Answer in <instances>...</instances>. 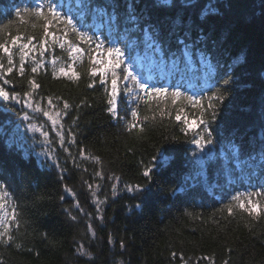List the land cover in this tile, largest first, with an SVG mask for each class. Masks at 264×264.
Masks as SVG:
<instances>
[{"label":"trees","instance_id":"1","mask_svg":"<svg viewBox=\"0 0 264 264\" xmlns=\"http://www.w3.org/2000/svg\"><path fill=\"white\" fill-rule=\"evenodd\" d=\"M43 2L0 0V44L11 47L13 37L32 36L36 45L50 40L62 65L69 49L59 38L84 52L71 61L79 73L72 80L46 62L23 63L21 75V64L9 65L0 51V88L19 100L0 98V203L8 227L0 264H264V213L253 219L232 200L243 194L247 206L248 193H264V0H52L104 49L119 47L121 67L150 87L200 97L204 109L213 92L225 94L215 101L213 119L212 111L202 117L200 106L182 99L133 101L137 93L125 89L132 82L118 80L123 120L107 111L111 73L105 84L89 74L99 67L89 48L105 63L111 57L70 31L64 36L59 24L45 36L44 22L24 12ZM30 80L40 87L32 89ZM25 93L41 106L51 98L60 113L63 139L53 141L52 162L14 140ZM133 107L141 121L149 118L143 133L126 128ZM207 132L212 143L200 150L192 141ZM127 185L143 187L129 192Z\"/></svg>","mask_w":264,"mask_h":264},{"label":"snow or ice","instance_id":"2","mask_svg":"<svg viewBox=\"0 0 264 264\" xmlns=\"http://www.w3.org/2000/svg\"><path fill=\"white\" fill-rule=\"evenodd\" d=\"M24 12L28 14L31 17H34L36 19L42 20L44 23L41 25L44 29V34L45 36L49 35V26L51 25L52 27H55L56 24L62 25L64 29V36H67L69 31L77 37L81 42H84L86 44H93L95 43V48L96 51H100L101 49H104V45L102 43H98L94 41L93 37L89 36L86 32L79 31L75 24L73 23L72 18L62 15L60 11L57 10L56 6L54 3H52V0H47V2L39 3L35 8L33 9H24ZM17 16H20V11H17ZM55 22V23H53ZM21 39V37H13L12 38V45L15 46L17 44V41ZM34 37L29 36L27 37L28 43L23 44L20 47V51L23 53L21 56V66L19 69V72L21 75H23L24 72V67H23V61H24V56L28 55V52H24V49H28L29 51H32L31 48H29V44H31L32 40ZM60 40V47L63 48L65 43L68 44V56L71 57L74 61L76 59H79L80 56L83 54L84 49H82L80 46L72 43L71 41L64 40L63 37L59 38ZM43 47V45H42ZM0 51H2L6 56L8 60V64L12 65L13 64V53L11 51V48L9 46H6L4 44H0ZM93 52V49L89 48L88 53H89V58L91 59V62L93 65H99V67H93L91 72L89 73L91 76H96L99 74L100 82L102 84L106 83V76L107 73H111V89L108 90L106 87L105 91L107 93V104L108 108L107 111L111 114V117L113 119H119L123 120L124 117L119 115L118 112V105H119V100L118 97L120 96V90L118 88V80L119 81H130L134 85V87H128V85H125L126 91L131 94L133 91L137 93L136 96H131L130 99L135 101V100H141L145 101V97H149L151 99H156V100H162V99H171L172 103H175L177 99H182L184 101H187L188 104L192 105L193 107L200 106L201 107V116L203 117L204 112L206 111H212L213 112V119L215 118V112L214 109L216 107L215 101H222L225 99V94L223 91H220L219 89L215 92L212 93L211 96L207 97V99L210 101L208 104V108L204 109L202 106V99L200 97H195V96H189L186 93L180 92L178 89L169 91L166 88H161V87H150L147 83L141 82L136 75H134L128 67H121L123 65V53L119 47H108L104 49V52L107 53L111 59L105 63L103 59H96L93 57L91 54ZM104 52H100V55L103 56ZM73 53H76L77 55L74 57ZM55 63V61H53ZM42 66V65H41ZM3 68V64L0 63V69ZM117 68H121L122 75H119L116 71ZM37 68H32V72H36ZM7 72L11 73L12 72V67H9L7 69ZM60 74L67 76L69 79L76 80L79 79V73L75 71L73 64H68L67 68L65 69L64 67H61L59 69ZM55 75V73H54ZM5 83H8L7 80L4 81ZM229 80H225L224 84L227 85L229 84ZM31 88L32 89H37L40 87L39 84H37L34 80L29 81ZM89 87H92L90 84ZM25 96H29L30 93H25ZM0 98H2L5 101L12 100L16 101L19 103L18 100V94L16 93H9L8 91H5L3 88H0ZM59 99V98H57ZM49 105L52 104L51 98L48 100ZM146 103V101H145ZM30 106V105H29ZM70 105L67 102H64L63 108L68 109ZM36 111H41L39 107L35 109ZM180 112H183V108L180 109ZM131 117L132 119L127 121L126 123V128L129 131V133H132L133 131H138L139 133H143L144 127H143V122L147 121L149 118L147 116L143 117V121H141L138 110L137 108L133 107L131 108ZM161 114L162 111H161ZM43 115L45 117H48L49 120L53 123V125L57 124L59 122V116L60 113L56 112L55 117L51 116L48 111H44ZM27 119V115L24 117ZM154 118V117H153ZM177 120H180L181 117L178 114L176 116ZM185 125H188L187 119L184 120ZM199 124L205 125L204 131H207V121L203 118L199 120ZM197 127L199 125H196ZM31 127V126H30ZM184 131L185 129H181ZM45 137H47V133L44 132L42 133ZM58 135H61L58 133ZM63 137L61 136V140ZM198 149L203 150L204 144H211V132H207V136L205 137L202 133H197V138L193 139L192 141ZM67 151V149H65ZM80 154L83 156L84 152L81 150ZM97 160V163H99L98 158H94ZM155 159V158H154ZM96 176H100V172L95 173ZM143 176L150 178V170H145L143 172ZM4 185L0 184V188H3ZM113 190L115 192V185L112 186ZM142 185H136V186H131L127 185L126 190L131 192V191H141ZM243 194H237L236 196L232 197L233 201H236L238 204V207L242 209L244 212H247L249 216H252L253 219L257 218L260 216L262 213H264V200L257 199L255 202L251 199L253 196H261L264 195V193L261 192H253V193H248L247 194V199H248V204L245 206L243 201L241 200V196ZM4 208L3 204H0V210ZM228 212L231 215L232 214V205L227 206ZM99 211V209H97ZM7 218V214L5 213L4 215H0V226L3 227V231H0V237H4L5 234L8 232V227L4 225V220ZM13 219H15V214L13 213ZM75 219V217H72ZM98 219L102 220V217H98ZM88 231H92V226L89 225ZM12 238L9 236L8 240H11ZM6 242V241H5ZM109 242L111 243V238H109ZM19 247V245H17ZM121 247H123V244H121ZM81 252H83V249H80ZM88 255H91L90 253Z\"/></svg>","mask_w":264,"mask_h":264},{"label":"rangeland","instance_id":"3","mask_svg":"<svg viewBox=\"0 0 264 264\" xmlns=\"http://www.w3.org/2000/svg\"><path fill=\"white\" fill-rule=\"evenodd\" d=\"M25 43L28 42H22L18 40L15 46H13L11 43L10 48L13 53V60H16L18 62L17 64H21V56L23 53L20 51V47ZM29 48H31L32 51L24 49V52H28V55L24 56L23 63H29L32 66H37L46 62L47 65L53 67V70L58 74H60L59 69L61 67L66 69L67 65L71 64V61L73 60L71 57H69V61L62 65V63L58 61L59 59L54 54L50 40L43 41L38 45L31 43L29 44ZM53 61H55V63H53ZM30 98V96H27V102L25 104L26 112L22 116L23 124L18 131L16 130L14 140L18 146L23 145L25 148L29 149L38 159L52 162L54 160L53 141L55 140L56 144L58 145H60L61 142L62 130L60 127V116L59 122L53 125L51 120L43 115V112L48 111L49 114L53 116V118H56L55 113L58 112L56 110V106H53V104L49 105L48 102H46L44 106H41L39 100H36L34 103ZM37 107H39L41 111H36L35 109ZM25 115H27V119L24 118ZM44 132L48 134L47 137L42 135ZM58 133L61 135H58ZM5 213L6 211L4 208L0 210V215H4ZM5 222L6 219L3 223Z\"/></svg>","mask_w":264,"mask_h":264}]
</instances>
